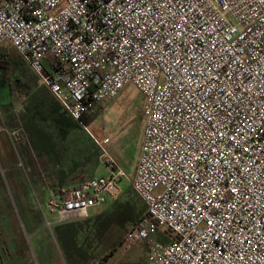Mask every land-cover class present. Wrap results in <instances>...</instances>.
<instances>
[{
    "label": "built area",
    "instance_id": "obj_1",
    "mask_svg": "<svg viewBox=\"0 0 264 264\" xmlns=\"http://www.w3.org/2000/svg\"><path fill=\"white\" fill-rule=\"evenodd\" d=\"M4 44L109 169L35 195L47 228L45 208L85 218L124 179L145 209L121 244L150 264H264V0H0ZM129 84L143 128L128 177L92 124Z\"/></svg>",
    "mask_w": 264,
    "mask_h": 264
},
{
    "label": "rangeland",
    "instance_id": "obj_2",
    "mask_svg": "<svg viewBox=\"0 0 264 264\" xmlns=\"http://www.w3.org/2000/svg\"><path fill=\"white\" fill-rule=\"evenodd\" d=\"M0 52L4 53L11 60L16 61L17 64L21 61L10 45L4 44L0 46ZM17 64H13L16 67L13 69L14 72L8 71L6 73L3 70L0 71V127L2 128L0 130L5 133L4 128L6 126L11 128L21 127V132L24 131L26 134L32 127L39 126L41 128L44 127L46 131L56 132L49 115L48 106L41 104L35 98L36 90L33 89L26 92L24 86L18 83L12 76H21L23 79L27 77L33 85L36 83L33 74L28 68L25 65L23 66V70L26 72V75H24ZM9 87L10 89L12 88L10 98L7 97ZM142 105L143 97L139 91L133 85H126L114 99L103 102L92 124V129L94 130L97 129V126L102 125L105 130L103 133L110 136L107 151L117 164L126 171L128 177L133 173L141 143L143 128ZM82 130L96 147L94 154L97 158L99 149L96 142L86 130ZM8 133L13 144L2 140V134L0 133V179L4 184L5 190L4 193L0 188V264H15L17 262L14 256L17 251L13 250V247L11 249L8 246L6 250H1V247H6V243H9L10 240H12L11 243L23 242L24 250H26L31 259H34L35 264H73V257L59 248L56 242L54 214L48 213L47 209H44L47 220L52 222V225L47 228L41 213L36 208L35 195H37L40 201L43 200V196L40 198L41 194L39 191L33 188L32 179H30V167L19 153L20 148L17 144L20 142V132L17 129H9ZM55 135H58V133ZM38 136L37 134L34 136L35 144L37 142L35 137L38 138ZM26 139L28 140V137ZM73 140H76V136L67 135L65 139L61 140L63 141V147L66 148L62 152V155L61 153L58 155V157L61 155L65 160L64 162H60L59 165L62 170H64L63 166L65 167V162L71 163V161L67 160H72L78 154V148L81 154L84 151L83 149L89 146L87 139L79 136L75 141L76 147L67 149L66 145L72 144ZM54 142L53 140L52 143ZM39 145L40 143L38 146H32L30 156L32 158L37 157L41 161L44 158V152L40 150L43 146L40 145L39 147ZM56 150H61V147L60 149H55L54 147V151ZM53 156L56 157L55 155ZM50 165L53 168V165ZM84 165V161L80 159L79 162H73L72 168L75 166H77L76 168H80L84 167ZM66 168L67 172L72 170L68 165ZM60 173L57 172V174ZM93 174L108 175L109 169L104 164L97 163L93 168ZM118 185L120 194L117 198L119 201L124 200L131 192L129 183L122 179ZM108 204L109 202L91 208L90 214L93 215L105 211L108 208ZM30 214L33 216V222L35 223L31 233L42 230L38 236H32L31 233L28 234L22 224L20 217ZM128 225L129 222L120 227H112L99 240L95 239L92 241L90 248L91 258L88 264H150L147 259V248L143 243H138L127 248L121 244L122 234ZM43 232H47L51 242L49 245L50 249L48 250L38 249V240L36 238L42 235ZM159 236L161 239H167L164 229L159 231ZM10 238H14V240ZM42 254H44L45 259L42 257Z\"/></svg>",
    "mask_w": 264,
    "mask_h": 264
},
{
    "label": "trees",
    "instance_id": "obj_3",
    "mask_svg": "<svg viewBox=\"0 0 264 264\" xmlns=\"http://www.w3.org/2000/svg\"><path fill=\"white\" fill-rule=\"evenodd\" d=\"M13 64H17L16 61L8 58L4 53L0 52V71L8 73L14 72L13 69L16 68ZM18 68L21 70V73L26 75L25 70H23L24 64L20 61ZM13 66V67H12ZM18 83H20L25 91L33 89V83L27 79L21 78V76L12 75ZM38 100L37 97H35ZM50 109V117L56 129V132L46 131L39 126H34L27 131L28 140L18 142L19 153L23 156L24 161L30 167V179H32V186L34 189L39 191L41 197L44 195V188L49 186L53 189H58L60 187H67L70 185L78 184L80 181L94 175L93 168L97 165L98 159L94 154L96 147L91 143V139L87 136V134L82 130L83 128L74 120L70 119L64 112L60 110V107L57 103L56 109L54 107H48ZM52 108V109H51ZM24 118V117H23ZM42 119V118H41ZM87 122L88 120H84ZM26 125V124H25ZM58 133V135H55ZM83 133V134H82ZM35 134L39 135L36 144L34 143ZM67 135L76 136V140L79 136L84 137L88 141V147L83 149L84 151L79 152L74 156L71 163L65 162V167L60 169V162H64L65 160L62 158V152L66 150L63 147V139L67 137ZM53 140L58 143H52ZM73 140L72 144H67L66 146L69 148L76 147L75 141ZM40 143L43 147L40 150H43L44 158L39 161L36 158H32L30 156V150L32 146ZM51 143V144H50ZM39 145V147H40ZM55 149L61 147V150ZM35 150V148H33ZM85 152L86 155H85ZM34 153V151H33ZM46 153V154H45ZM61 155L58 157V155ZM55 155L56 157H54ZM82 159L85 165L84 167L76 168L77 166L72 168V164L74 161L79 162ZM53 165V168L51 165ZM50 165V166H49ZM68 167L72 168L71 171L67 172ZM57 172H61L57 174ZM0 188L5 193L4 184L0 179ZM131 190V189H130ZM132 192V190H131ZM128 194V197L124 200H118V198L113 200H108V208L105 211H101L100 213L90 214L85 218L75 219L66 221L63 223L54 224V234L56 242L62 250L69 253L73 257V264H88L91 258V242L95 239L99 240L104 234L108 233L112 227H120L127 222H132L138 219L141 214L144 212L145 205L144 203L132 192ZM15 200V198H14ZM106 202V203H107ZM92 215V216H91ZM22 224L25 228V231L29 234L34 229L33 216L25 215L20 217ZM2 230V229H1ZM123 235V234H122ZM13 239L14 238H10ZM120 240V239H119ZM10 240L9 243H6V247H1V250L7 249L8 246L13 247L11 249L17 251L14 254L17 262L15 264H21L19 261L21 258L17 257L19 251L24 249L23 242L16 243ZM22 248V249H21ZM8 251V250H7ZM131 264V263H126ZM136 264V263H135Z\"/></svg>",
    "mask_w": 264,
    "mask_h": 264
},
{
    "label": "crops",
    "instance_id": "obj_4",
    "mask_svg": "<svg viewBox=\"0 0 264 264\" xmlns=\"http://www.w3.org/2000/svg\"><path fill=\"white\" fill-rule=\"evenodd\" d=\"M33 89H35L36 90V92H35V96L38 98V101H40L41 102V104H46V106H52V107H54V109H56V106H57V101L54 99V97L52 96V94L48 91V89L47 88H45L44 86H41V85H38L37 83H35L34 84V86H33ZM32 89V90H33ZM11 90H12V88L10 89V87H9V90H8V95H7V97L8 98H10L11 97V94H12V92H11ZM31 90V91H32ZM11 92V93H10ZM59 105V104H58ZM59 107H60V105H59ZM49 109V108H48ZM52 109V108H51ZM60 110L62 111V112H64L62 109H61V107H60ZM22 113V112H21ZM25 113V112H24ZM49 113H50V109H49ZM65 113V112H64ZM66 114V113H65ZM25 115V114H24ZM0 129H2L1 127H0ZM18 130L19 132H20V134H19V139H20V141H24V140H26V134L24 133V131L23 132H21V127H17V128H11V127H5L4 128V131H5V133H3L1 130H0V133L2 134V140H4L6 143H12V141H11V137L9 136V134H8V130ZM45 129V128H44ZM103 131L105 132V130H104V128H103ZM13 144V143H12ZM40 232H42V230L41 231H33L32 233H31V235L33 236H38V234L40 233ZM49 237V235L47 234V232H43L42 233V235H40L39 237H37L36 239L38 240V249L39 248H42V249H46V250H48V249H50V239L48 238ZM17 257H20L21 258V260H20V262H21V264H35L36 262L34 261V259H31L30 258V256L27 254V252H26V250H24V249H22V251L21 252H19V254H18V256ZM42 257L45 259V256H44V254H42Z\"/></svg>",
    "mask_w": 264,
    "mask_h": 264
}]
</instances>
